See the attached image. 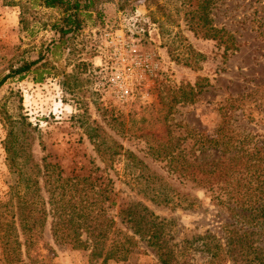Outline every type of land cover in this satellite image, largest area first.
I'll return each instance as SVG.
<instances>
[{"label": "rangeland", "instance_id": "374dc122", "mask_svg": "<svg viewBox=\"0 0 264 264\" xmlns=\"http://www.w3.org/2000/svg\"><path fill=\"white\" fill-rule=\"evenodd\" d=\"M195 4L196 0H110L98 13L85 15L75 35L54 45L57 35L48 26L59 12L25 0H0V78L50 48L35 73L9 78L0 86V202L8 198L17 176L5 149L11 126L24 132L25 152L17 160L37 168L44 162L57 164L63 176L91 173L109 178L116 202L109 213L123 231L129 228L120 210L140 199L133 172L123 158L106 166L88 133L105 130L166 182L205 197L191 183L180 185L167 160L154 158L149 147L166 141L168 125L172 144L189 152L194 133L215 132L220 124L218 107L228 98L238 99L239 109L232 112L236 129L264 133V0L212 2V23L234 38L222 43L194 31ZM196 82L202 86L196 102L170 100L174 89ZM162 102L172 105L164 123L153 117L162 116ZM153 103L155 109H143ZM150 130L163 139L143 135ZM188 156L194 158L193 153ZM214 156L212 151L210 158ZM145 204L172 221L166 231L175 241L216 227V209L208 199L196 215ZM49 221L38 251L51 264H160L154 248L138 236L137 247L126 259L89 261L87 251L54 242Z\"/></svg>", "mask_w": 264, "mask_h": 264}, {"label": "trees", "instance_id": "16d2710c", "mask_svg": "<svg viewBox=\"0 0 264 264\" xmlns=\"http://www.w3.org/2000/svg\"><path fill=\"white\" fill-rule=\"evenodd\" d=\"M25 1L59 12L48 27L57 35L53 44L61 45L82 28L85 15L98 13L100 6L110 0ZM213 1L196 0L192 15L197 25L194 31L200 30L202 38L218 43L233 42L234 38L224 28H217L209 17ZM155 5L163 7L158 2ZM49 51L46 46L36 59L11 68L0 78V86L9 78L23 79L26 74L35 73ZM38 75L40 81L42 72ZM200 84L180 85L173 90L175 95L170 100L196 102L202 92ZM237 100L228 98L220 104V124L212 135L194 133V143L187 152L193 153V159L185 148L177 149L172 144L168 125L164 133L166 141L149 147L154 158L167 160L180 185L193 184L204 191V198L166 182L105 130L86 134L106 166L123 158L133 172L140 199L120 210L128 231L117 228L109 213L116 205L109 178L91 173L63 176L57 164L44 162L37 168L17 160L25 152L24 132L11 126L5 149L10 169L17 176L9 187L8 198L0 202V264H51L49 257L38 251L49 220L48 232L54 242L87 251L89 261L126 259L137 247L138 236L154 248L160 264H264V133L233 126L232 112L239 109ZM161 106L162 116L153 114V117L164 123L172 105L162 102ZM150 108L155 109V104L143 106L151 111ZM143 135L164 137L152 130ZM212 151L216 156L210 158ZM206 199L216 209V227L180 241L167 237L166 229L172 221L156 215L145 204L148 201L196 215L203 210ZM46 247L51 249L49 244Z\"/></svg>", "mask_w": 264, "mask_h": 264}]
</instances>
